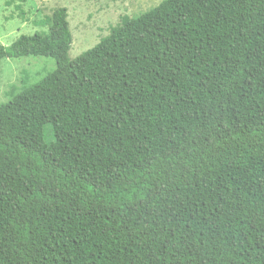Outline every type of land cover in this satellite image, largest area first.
<instances>
[{
	"label": "trees",
	"instance_id": "obj_1",
	"mask_svg": "<svg viewBox=\"0 0 264 264\" xmlns=\"http://www.w3.org/2000/svg\"><path fill=\"white\" fill-rule=\"evenodd\" d=\"M67 16L0 43L56 63L0 104V264H264V0H162L73 60Z\"/></svg>",
	"mask_w": 264,
	"mask_h": 264
},
{
	"label": "rangeland",
	"instance_id": "obj_2",
	"mask_svg": "<svg viewBox=\"0 0 264 264\" xmlns=\"http://www.w3.org/2000/svg\"><path fill=\"white\" fill-rule=\"evenodd\" d=\"M162 0H0V43L8 46L19 35L47 32L43 24L54 8L67 10L72 43L68 60H73L107 36L123 15L137 17ZM56 68L51 57L28 56L0 60V104L8 102L13 85L20 88L39 82ZM23 86V87H24Z\"/></svg>",
	"mask_w": 264,
	"mask_h": 264
}]
</instances>
